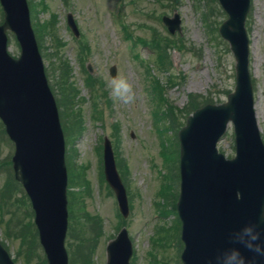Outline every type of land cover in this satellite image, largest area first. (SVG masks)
Masks as SVG:
<instances>
[{
  "label": "rangeland",
  "instance_id": "obj_1",
  "mask_svg": "<svg viewBox=\"0 0 264 264\" xmlns=\"http://www.w3.org/2000/svg\"><path fill=\"white\" fill-rule=\"evenodd\" d=\"M30 1L36 5L38 21L53 20L57 34L53 38L44 27L42 37L45 68L57 100L63 96L60 85L66 81L63 61L68 62L67 76L76 88L64 100L67 108L63 106L71 125L70 142L66 138L67 165L78 182L72 188L75 233L66 241L69 264L71 256L74 264L88 260L89 264H106L107 243L123 226L134 243L133 264H182L177 133L195 108L224 102L235 89L236 59L219 33L226 13L217 0ZM69 12L76 17L79 36L68 26ZM176 12L182 32L171 34L162 17ZM3 19L0 5V24ZM247 25L256 111L264 139V0H252ZM170 35L181 50H170L171 66L160 67L153 47L139 38L150 44L155 36ZM10 45L17 55L20 47L13 35ZM112 65L117 67L116 76L111 74ZM87 70L99 79L94 88L87 83ZM115 77L132 85L134 100L124 103L114 97L111 81ZM155 79L163 87L162 103ZM190 94L199 96L196 104L191 103ZM80 121L83 130L77 135ZM105 136L112 140L117 161L125 163L121 175L131 211L121 225L117 198L104 175ZM218 148L228 158L235 155L232 125ZM14 152L15 144L0 120V240L16 264H46L30 199L15 178Z\"/></svg>",
  "mask_w": 264,
  "mask_h": 264
},
{
  "label": "water",
  "instance_id": "obj_2",
  "mask_svg": "<svg viewBox=\"0 0 264 264\" xmlns=\"http://www.w3.org/2000/svg\"><path fill=\"white\" fill-rule=\"evenodd\" d=\"M220 1L229 13L220 31L237 59V84L227 102L196 109L179 131L183 264H219L217 257L223 250L242 247L236 241L247 227L259 231L264 241V142L255 109L245 25L250 0ZM1 2L6 16L0 25V115L16 144V177L31 196L48 263L68 264V177L58 107L45 75L27 0ZM165 20L171 31L181 29L178 14ZM70 22L76 29L72 15ZM8 29L20 40L19 58L8 52ZM230 122L236 132V156L227 159L217 143ZM105 175L127 216L126 188L108 139ZM107 252V264H131L133 247L126 228L109 242ZM245 255L255 253L245 250ZM0 264H14L1 243ZM255 264H264V257H258Z\"/></svg>",
  "mask_w": 264,
  "mask_h": 264
},
{
  "label": "clouds",
  "instance_id": "obj_3",
  "mask_svg": "<svg viewBox=\"0 0 264 264\" xmlns=\"http://www.w3.org/2000/svg\"><path fill=\"white\" fill-rule=\"evenodd\" d=\"M111 88L116 99L129 103L134 100L132 85L124 78L115 77L111 81ZM242 247L225 249L217 257L219 264H255L258 257H264V241L261 233L253 227L244 229L243 235L236 241ZM247 252L255 253L254 256L245 255Z\"/></svg>",
  "mask_w": 264,
  "mask_h": 264
},
{
  "label": "trees",
  "instance_id": "obj_4",
  "mask_svg": "<svg viewBox=\"0 0 264 264\" xmlns=\"http://www.w3.org/2000/svg\"><path fill=\"white\" fill-rule=\"evenodd\" d=\"M37 25L39 26V28H38V34H40V40H42V37H43V32H44V30H45V28H46V30L45 31H47V30H51L52 32L54 31V26H53V23H51V21H47L45 24H42V25H39L38 23H37ZM45 27V28H44ZM66 66V67H65ZM63 71L64 72H66V71H69V67H68V65H67V63L64 61V67H63ZM67 81H68V79H66ZM196 100V98H194V96H193V94L191 95V103L192 104H196L194 101ZM62 105H65L64 104V102H63V98H62ZM81 124H82V122L80 121V125H79V131L82 129V126H81ZM70 129H71V127H69V126H66V130L68 131V133H70ZM119 166H120V169L122 170V172H123V169H125V163L122 161V159H119ZM73 172H72V176H73ZM125 174V173H124ZM77 178H73L72 177V187H74V184L76 185L78 182H76L75 180H76ZM71 194H72V196L73 197H75V191L74 190H72L71 191ZM72 212H73V210H72ZM74 217V216H73ZM73 217H72V219H73ZM73 224H74V220H73V223H71V230H70V236H73L74 235V233H75V227L73 226ZM71 264H74V262L72 261V263ZM86 264H89V260L87 261V263Z\"/></svg>",
  "mask_w": 264,
  "mask_h": 264
},
{
  "label": "bare ground",
  "instance_id": "obj_5",
  "mask_svg": "<svg viewBox=\"0 0 264 264\" xmlns=\"http://www.w3.org/2000/svg\"><path fill=\"white\" fill-rule=\"evenodd\" d=\"M249 152H247V156H248ZM251 154V153H250ZM252 155V154H251Z\"/></svg>",
  "mask_w": 264,
  "mask_h": 264
}]
</instances>
